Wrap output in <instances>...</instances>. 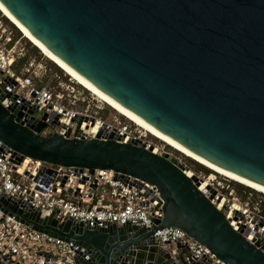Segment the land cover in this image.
I'll use <instances>...</instances> for the list:
<instances>
[{
    "label": "water",
    "instance_id": "water-1",
    "mask_svg": "<svg viewBox=\"0 0 264 264\" xmlns=\"http://www.w3.org/2000/svg\"><path fill=\"white\" fill-rule=\"evenodd\" d=\"M1 1L103 93L201 157L264 186V0ZM5 98L0 89V141L13 151L16 165L35 159L111 170L117 179L133 176L160 192L152 228H90L2 196L5 214L85 249L67 264H212L194 258L181 240L156 243L154 233L169 226L225 264H264L260 242L237 232L198 188L200 179L190 178L174 157L137 141L123 143L117 129L109 138L103 128L95 138L71 137L72 129L67 136L44 135L47 115L25 124L22 112L3 106ZM73 120L77 134L84 118ZM53 258L48 254L47 264H61ZM0 264L22 263L0 249Z\"/></svg>",
    "mask_w": 264,
    "mask_h": 264
},
{
    "label": "built area",
    "instance_id": "built-area-1",
    "mask_svg": "<svg viewBox=\"0 0 264 264\" xmlns=\"http://www.w3.org/2000/svg\"><path fill=\"white\" fill-rule=\"evenodd\" d=\"M2 39L3 34L0 33V89L6 97L2 102L4 107L14 113L22 112L25 124L32 118L36 122L43 121L47 115L45 122L48 127L42 131L44 135L58 132L67 136L72 129L71 137L95 138L100 128H103V137L109 138L111 132L117 129L123 143L137 141L145 144L147 149L153 147L156 154L174 157L190 178L196 176L200 179L198 188L225 214L231 226L248 241L260 242L259 248L264 252V215L256 214L248 205H243L226 177L215 172L210 175L196 172L184 162L183 153L180 152L179 156V151L167 143L156 144L151 139L154 135L132 121L125 125L119 121L116 124L107 123L87 112L69 108L65 101L70 104L87 102L85 97L81 98L83 93L73 85H67L64 91H52L51 88L38 86L30 74L24 77L18 75L13 70L16 58L2 44ZM33 65L30 63V67ZM77 116H82L84 120L76 134L78 123L73 119ZM97 123L101 127L93 134L91 128ZM12 159L13 151L0 141V198L6 196L10 204L42 212L43 216L55 214L60 220L71 219L90 228H103L112 223L119 226L131 223L152 228L161 210L158 188L133 176H129L128 180H120L111 170L97 169L92 172L87 168H68L35 160L31 163L29 175H26L21 171L25 161L16 165ZM44 166L47 170L40 172ZM51 171H56V175ZM189 172H192L191 176ZM236 205H239V209ZM153 237L156 243L181 240L188 244L194 258H206L212 264H225L181 228L164 227L157 230ZM0 249L3 254H12L13 259L22 264H47L48 254L54 256L52 262L67 264V260L72 259L77 252L85 251L79 245L28 227L15 216L5 214L1 207Z\"/></svg>",
    "mask_w": 264,
    "mask_h": 264
},
{
    "label": "rangeland",
    "instance_id": "rangeland-1",
    "mask_svg": "<svg viewBox=\"0 0 264 264\" xmlns=\"http://www.w3.org/2000/svg\"><path fill=\"white\" fill-rule=\"evenodd\" d=\"M0 33L3 34L2 44L6 45L7 49L11 51V55L16 58L13 70L18 75L24 77L30 74L34 77V81L38 86L51 88L52 91H64L67 85H73L83 93L81 98L85 97L87 102L70 104L68 101H65L64 103L69 108L87 112L107 123L116 124L119 121L123 125L130 124L131 120L122 115L119 111L118 113L116 109L102 101V99L73 79L72 76L49 59L7 17H5L1 11ZM30 63H34V65L30 67ZM28 68H31L29 72ZM99 107L102 108L99 109ZM134 125L135 124H132L133 127H135ZM151 139L158 145L165 144V142H163V140L161 141L159 138L152 137ZM178 155L181 156V153L179 152ZM185 155L183 156L184 162L196 172L201 173L200 171H202L207 175L214 172L208 167L206 168L205 165ZM227 179L231 184V189H235V196L241 200L243 205H248L256 214L262 213L264 215V193L240 184L228 177Z\"/></svg>",
    "mask_w": 264,
    "mask_h": 264
},
{
    "label": "bare ground",
    "instance_id": "bare-ground-1",
    "mask_svg": "<svg viewBox=\"0 0 264 264\" xmlns=\"http://www.w3.org/2000/svg\"><path fill=\"white\" fill-rule=\"evenodd\" d=\"M0 11L3 13L5 17H7L33 44L38 47L49 59H51L55 64H57L61 69H63L66 73H68L70 76L73 77L77 82H79L81 85H83L85 88H87L89 91L94 93L96 96H98L102 101L107 103L112 108L119 111L122 115L127 117L129 120H131L133 123L139 125L143 129L147 130L149 133L154 135L155 137L159 138L161 141L167 143L168 145L172 146L179 152H183V154L189 158H192L196 160L197 162L205 165L209 169L213 170L216 173H219L220 175H223L226 178H230L240 184H243L245 186H248L254 190H257L259 192L264 193V186L259 185L257 183H254L240 175H237L227 169H224L207 159L201 157L200 155L196 154L189 148L185 147L172 137L166 135L159 129L155 128L153 125L148 123L146 120L132 112L131 110L127 109L120 103H118L115 99L110 97L109 95L103 93L100 89H98L94 84H92L88 79H86L84 76H82L79 72L74 70L72 67H70L67 63H65L63 60H61L57 55H55L44 43H42L39 39H37L30 30L2 3L0 0ZM100 123H97L93 125L91 128V133H96L100 128ZM101 131V128H100ZM35 159H26L21 170L26 175H29L31 163L34 162ZM40 161V160H35ZM189 175H192V172H189ZM239 205H236V208H238Z\"/></svg>",
    "mask_w": 264,
    "mask_h": 264
},
{
    "label": "trees",
    "instance_id": "trees-1",
    "mask_svg": "<svg viewBox=\"0 0 264 264\" xmlns=\"http://www.w3.org/2000/svg\"><path fill=\"white\" fill-rule=\"evenodd\" d=\"M118 112V111H117ZM119 113V112H118ZM207 168V167H206Z\"/></svg>",
    "mask_w": 264,
    "mask_h": 264
}]
</instances>
